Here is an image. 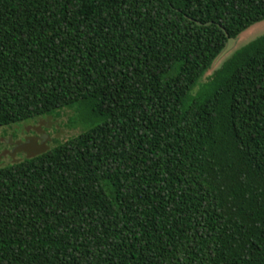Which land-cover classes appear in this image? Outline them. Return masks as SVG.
<instances>
[{
	"label": "trees",
	"instance_id": "1",
	"mask_svg": "<svg viewBox=\"0 0 264 264\" xmlns=\"http://www.w3.org/2000/svg\"><path fill=\"white\" fill-rule=\"evenodd\" d=\"M263 21L264 0H0V128L100 121L0 167V264H264V36L214 68Z\"/></svg>",
	"mask_w": 264,
	"mask_h": 264
},
{
	"label": "rangeland",
	"instance_id": "2",
	"mask_svg": "<svg viewBox=\"0 0 264 264\" xmlns=\"http://www.w3.org/2000/svg\"><path fill=\"white\" fill-rule=\"evenodd\" d=\"M264 36V21L251 27L239 38L241 49ZM210 70L204 82L213 74ZM88 102L59 110L46 118L0 128V167L31 159L100 123L92 116Z\"/></svg>",
	"mask_w": 264,
	"mask_h": 264
},
{
	"label": "water",
	"instance_id": "3",
	"mask_svg": "<svg viewBox=\"0 0 264 264\" xmlns=\"http://www.w3.org/2000/svg\"><path fill=\"white\" fill-rule=\"evenodd\" d=\"M198 25H200V26H211V25H213V23L210 22L207 24H203V23L198 22ZM227 37H228V45H227L226 49L223 51V53L215 61L214 68L219 66L235 50V48L237 46V43H238L237 39L231 38L228 34H227Z\"/></svg>",
	"mask_w": 264,
	"mask_h": 264
}]
</instances>
